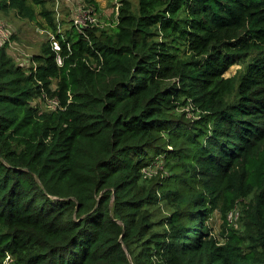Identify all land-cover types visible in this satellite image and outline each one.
Here are the masks:
<instances>
[{"label": "trees", "instance_id": "trees-1", "mask_svg": "<svg viewBox=\"0 0 264 264\" xmlns=\"http://www.w3.org/2000/svg\"><path fill=\"white\" fill-rule=\"evenodd\" d=\"M46 3L0 0L54 37L0 44V264H264V0Z\"/></svg>", "mask_w": 264, "mask_h": 264}, {"label": "rangeland", "instance_id": "rangeland-1", "mask_svg": "<svg viewBox=\"0 0 264 264\" xmlns=\"http://www.w3.org/2000/svg\"><path fill=\"white\" fill-rule=\"evenodd\" d=\"M98 7L94 8L95 22L92 27L108 28L117 16V5L121 0H97ZM134 8H137L139 0H130ZM46 6L54 9L56 15V21L58 23V29L63 33L66 29L70 28L73 24L72 19L74 14L80 7H84V0H74L68 4H53L52 0H47ZM87 6V5H86ZM40 17V16H39ZM39 19L42 20L40 17ZM0 21H4L7 24V29L11 34V46H9V54L15 58V60L22 64L24 67L32 64L31 57L34 53L41 52L42 44L49 38L53 37V34L49 31L46 32L43 25L35 21L20 18L16 11H3L0 9ZM41 23V22H40ZM8 45V43H6ZM245 66L241 63L234 64L226 72L227 76L234 75L240 70H244ZM49 108V107H48ZM191 114H188V117ZM154 170L153 168H151ZM241 215V205H237L227 215V222L234 228L242 229V222L239 219ZM213 232L215 235L221 238V232L224 231L225 220L218 212L210 220ZM244 229V226H243Z\"/></svg>", "mask_w": 264, "mask_h": 264}, {"label": "built area", "instance_id": "built-area-1", "mask_svg": "<svg viewBox=\"0 0 264 264\" xmlns=\"http://www.w3.org/2000/svg\"><path fill=\"white\" fill-rule=\"evenodd\" d=\"M84 4L85 6L80 7L77 10V12L74 14L72 19L73 24L80 31H84L86 28L92 27V24L95 22L94 7L87 5L85 2ZM117 12H118V5H117ZM10 36L11 34L7 29V24L4 21H0V44L8 43V45L11 46ZM57 103H58L57 99H53L51 106L55 107Z\"/></svg>", "mask_w": 264, "mask_h": 264}, {"label": "crops", "instance_id": "crops-1", "mask_svg": "<svg viewBox=\"0 0 264 264\" xmlns=\"http://www.w3.org/2000/svg\"><path fill=\"white\" fill-rule=\"evenodd\" d=\"M52 1H53V4H56L57 6L59 4H62V5H64L65 3L68 4L69 2H73L74 0H52Z\"/></svg>", "mask_w": 264, "mask_h": 264}]
</instances>
